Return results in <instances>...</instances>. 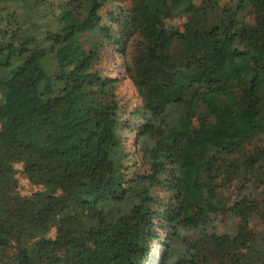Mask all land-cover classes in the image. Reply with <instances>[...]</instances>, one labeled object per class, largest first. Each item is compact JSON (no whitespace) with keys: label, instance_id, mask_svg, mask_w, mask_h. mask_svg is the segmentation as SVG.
I'll list each match as a JSON object with an SVG mask.
<instances>
[{"label":"trees","instance_id":"trees-1","mask_svg":"<svg viewBox=\"0 0 264 264\" xmlns=\"http://www.w3.org/2000/svg\"><path fill=\"white\" fill-rule=\"evenodd\" d=\"M40 1H58L48 48L40 3L0 0V264H150L156 242L158 264H264L250 190L264 186V0ZM113 1L126 7L105 14ZM198 38L210 45L190 53ZM107 47L141 99L130 110L123 75L99 66ZM126 132L145 166L131 177ZM18 165L43 189L21 195Z\"/></svg>","mask_w":264,"mask_h":264},{"label":"rangeland","instance_id":"rangeland-1","mask_svg":"<svg viewBox=\"0 0 264 264\" xmlns=\"http://www.w3.org/2000/svg\"><path fill=\"white\" fill-rule=\"evenodd\" d=\"M32 1V0H29ZM40 5H38L37 10L34 12V14L37 16L38 20V26L37 27V34L40 38V42L48 48V43L44 40V31H46L48 28H53L56 24L57 19L54 17V14L57 11V3H43L40 0H37ZM5 4V2H3ZM14 6H18V4H14ZM126 7V3L122 1H113L107 4V6L104 8L103 12L106 14L107 12H118L121 8ZM32 14V13H31ZM31 16V15H30ZM36 19H33L35 21ZM29 21V20H28ZM30 22V21H29ZM205 39L198 38L197 42L194 44L189 45V52L190 53H201L204 51V49L210 45V42L207 43ZM226 63L229 65L233 71L238 72L240 71V67L236 64L234 61L232 55L229 52H226L225 57ZM100 68H103L105 74L112 77H119L120 75H123L122 80L120 83H118L117 93L119 95V98L123 104H126V109L130 110L136 105L140 104L141 99L139 97V94L132 82V80L125 74L124 71V60L122 56L117 52L116 49H113L112 47H107L103 50V58L101 59L99 63ZM126 135L129 137V142H126V150L128 153H130L129 159L126 161V165L129 168L128 169V176L131 177L136 170H144L145 166L142 164V155L138 151V147L136 146V143L133 141L134 134L126 132ZM137 161V165H134V162ZM18 171L15 175L16 180L18 181V192L21 195H31L34 192H38L43 189L41 186L33 185L25 173L23 172V169L21 165L17 166ZM250 190L254 193V196L258 199L262 198V193L264 192V186H252ZM246 192V191H245ZM248 192V191H247ZM246 192V193H247ZM157 193L161 197H168V192H160L157 191ZM115 209H117V206H115ZM252 229L255 232V238L256 242H258L259 245H262L264 247V222L261 219L254 218L252 220ZM217 226L220 231H228L234 230L235 228V222L233 220H226L222 221L220 220L217 223ZM56 234L55 227H51L50 230L47 233V236L54 237ZM160 236L163 239H167L170 235V230L167 229L166 231H160ZM162 245L160 242H156L153 244L152 249V261L150 264H158V260L163 253ZM12 249L6 248L3 250H0L1 258L4 257L6 260L7 257L12 256Z\"/></svg>","mask_w":264,"mask_h":264}]
</instances>
